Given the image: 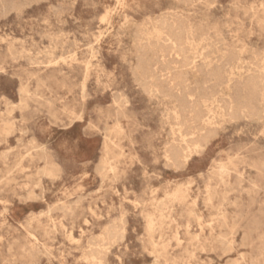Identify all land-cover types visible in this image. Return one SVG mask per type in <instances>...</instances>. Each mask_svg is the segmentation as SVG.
Here are the masks:
<instances>
[{
	"label": "rangeland",
	"instance_id": "374dc122",
	"mask_svg": "<svg viewBox=\"0 0 264 264\" xmlns=\"http://www.w3.org/2000/svg\"><path fill=\"white\" fill-rule=\"evenodd\" d=\"M0 1V264H264V0ZM173 11L189 17L194 29L184 53L180 47L172 53L152 30ZM252 95L256 110L227 116L230 106ZM196 112L212 119L211 139L177 160L173 153L185 148L183 140L201 133L190 135L188 117Z\"/></svg>",
	"mask_w": 264,
	"mask_h": 264
},
{
	"label": "bare ground",
	"instance_id": "6f19581e",
	"mask_svg": "<svg viewBox=\"0 0 264 264\" xmlns=\"http://www.w3.org/2000/svg\"><path fill=\"white\" fill-rule=\"evenodd\" d=\"M121 1H123V0H121ZM187 1H189V0H187ZM187 1H186V2H187ZM193 1H195V0H193ZM202 1H203V0H202ZM205 1H206V0H205ZM0 2H1V1H0ZM175 2H176V1H175ZM3 3H4V2H3ZM29 3H30V2H29ZM32 3H33V2H32ZM189 3H190V2H189ZM189 3H186V4H189ZM258 3H259V2H258ZM35 4H36V3H35ZM73 4H74V3H73ZM169 4H170V3H169ZM184 4H185V3H184ZM199 4H200V3H199ZM260 4H261V3H260ZM263 4H264V2L262 3V5H263ZM26 5H27V4H26ZM29 5H30V4H29ZM195 5H196V3H195ZM213 5H214V4H213ZM2 6H3V5H2ZM50 6H51V5H50ZM116 6H117V4H116ZM119 6H120V5H119ZM168 6H169V5H168ZM169 7H170V6H169ZM184 7H185V6H184ZM190 7H191V6H190ZM251 7H252V6H251ZM251 7H250V9H251ZM253 7H254V6H253ZM261 7H262V6H261ZM52 8H53V6H52ZM119 8H120V7H119ZM172 8H173V7L171 6V9H172ZM237 8H238V6H237ZM262 8H263V7H262ZM54 9H55V8H54ZM166 9H167V8H166ZM166 9H165V10H166ZM169 9H170V8H169ZM169 9H168V10H169ZM241 9H242V8H241ZM243 9H244V8H243ZM252 9H253V8H252ZM20 10H21V9H20ZM172 10H173V9H172ZM247 10H248V9H247ZM242 11H243V10H242ZM245 11H246V10H245ZM245 11H244V12H245ZM3 12H4V11H3ZM106 12H107V11H106ZM106 12H105V13H106ZM121 12H122V11H121ZM165 12H167V11H165ZM173 12H175V13H173V14L167 16V17L165 16L162 20H160V21H159V22L153 27L152 30H157V33H156V34H157V37H158L159 39H164V38H165V42H167V44L169 43L170 46L173 47V48H172V53H173V49H174V48H178V49H179V47L181 48V52L184 53V50H185V49H184L182 46H185V44H186L188 47H190V46L192 45V42H193V40H194V36H195V35L193 36V32H192L191 30H194V29H193V26H192V24H191V22H190V20H189V17L184 16L182 13H179V11H178V12L173 11ZM252 12H254V10H253ZM246 13H247V11H246ZM258 13H259V12H258ZM258 13L256 14V12H255V14H256L257 16L260 15V13H259V14H258ZM159 14H160V13H159ZM107 15H108V14H107ZM253 15H254V14H253ZM253 15H252V16H253ZM261 15H263V14L261 13ZM158 16H159V15H158ZM254 16H255V15H254ZM123 17H124V16H123ZM147 17H148V16H147ZM156 17H157V16H156ZM262 17H263V16H262ZM36 18H37V17H36ZM145 18H146V17H145ZM148 18H149V17H148ZM254 18H255V17H254ZM45 19H46V18H45ZM152 19H153V18H152ZM101 20H102V19H101ZM101 20H100V21H101ZM125 20H126V19H125ZM125 20H124V21H125ZM141 20H142V19H141ZM145 20H146V19H145ZM157 20H158V19H157ZM256 20H257V19H256ZM41 21H42V20H41ZM45 21H46V20H45ZM100 21H99V22H100ZM102 22H103V20H102ZM125 22H126V21H125ZM144 22H145V21H144ZM42 23H43V22H42ZM128 23H129V22H128ZM255 23H256V22H255ZM103 24H104V23H103ZM125 24H126V26H127V23H125ZM131 24H132V23H131ZM133 24H134V23H133ZM256 24H257V23H256ZM258 24H259V23H258ZM129 26H130V24H129ZM49 27H50V26H48V28H49ZM117 27H118V25H117ZM145 27H146V25H145ZM151 27H152V26H151ZM260 27H261V26H260ZM120 28H121V27H120ZM124 28H125V27H124ZM203 28H204V27H203ZM117 29H118V28H117ZM205 29H207V28H205ZM208 29H210V28H208ZM260 29H261V28H260ZM44 30H45V29H44ZM112 30H113V29H112ZM118 30H119V29H118ZM129 30H130V29H129ZM133 30H134V29H133ZM133 30H132V33H133ZM139 30H140V29H139ZM263 30H264V29H263ZM121 31H122V30H121ZM121 31H120V32H121ZM130 31H131V30H130ZM140 31H141V30H140ZM144 31H145V29H144ZM149 31H151V30H149ZM59 32H60V31H59ZM123 32H124V31H123ZM209 32H210V30H209ZM213 32H216V31H213ZM54 33H55V32H54ZM60 33H61V32H60ZM81 33H82V32H81ZM132 33H131V34H132ZM134 33H135V32H134ZM202 33H204V32H202ZM62 34H63V33H62ZM66 34H67V33H66ZM77 34H79V33H77ZM41 35H42V33H41ZM41 35H40V36H41ZM50 35H51V34H50ZM63 35H64V34H63ZM67 35H68V34H67ZM69 35H70V34H69ZM81 35H83V34H81ZM118 35H119V34H118ZM132 35H133V34H132ZM137 35H138V34H137ZM204 35H206V34H204ZM229 35H230V34H229ZM43 36H44V35H43ZM56 36H57V35H56ZM72 36H73V34H72ZM83 36H84V35H83ZM202 36H203V35H202ZM207 36H208V35H206V37H207ZM213 36H214V35H213ZM50 37H51V36H50ZM50 37H49V38H50ZM54 37H55V36H54ZM73 37H74V36H73ZM104 37H105V36H104ZM120 37H121V36H120ZM128 37H129V36H128ZM133 37H134V36H133ZM138 37H139V36H138ZM150 37H151V36H150ZM203 37H204V36H203ZM203 37H202V38H203ZM40 38H41V37H40ZM47 38H48V37H47ZM55 38H56V37H55ZM61 38H62V37H61ZM134 38H135V37H134ZM140 38H141V37H140ZM208 38H209V37H208ZM215 38H217V36H215ZM215 38H214V39H215ZM218 38H219V37H218ZM221 38H223V37H221ZM228 38H229V37H228ZM51 39H52V38H51ZM56 39H57V38H56ZM56 39H55V40H56ZM124 39H125V38H124ZM209 39H210V38H209ZM23 40H24V39H23ZM150 40H151V39H150ZM155 40H156V39H155ZM196 40H197V39H196ZM196 40H195V42H196ZM204 40H205V39H204ZM210 40H211V39H210ZM223 40H224V39H223ZM48 41H49V39H48ZM58 41H59V40H58ZM61 41H62V40H61ZM73 41H74V40H73ZM134 41H135V40H134ZM160 41H162V40H160ZM200 41H201V40H200ZM225 41H226V40H225ZM225 41H223V42H225ZM63 42H64V41H62V43H63ZM99 42H100V41H99ZM132 42H133V41H132ZM136 42H137V40H136ZM152 42H153V41H152ZM202 42H203V40H202ZM207 42H209V41H207ZM215 42H217V41H215ZM223 42H222V43H223ZM54 43H55V42H54ZM92 43H93V42H92ZM153 43H154V42H153ZM204 43H205V42H204ZM204 43H203V44H204ZM19 44H20V43H19ZM51 44H52V42H51ZM66 44H68V43H66ZM66 44H65V42L63 43V45H66ZM71 44H72V43H71ZM146 44H147V43H146ZM160 44H161V43H160ZM197 44H198V42H197ZM199 44H200V43H199ZM199 44H198V45H199ZM48 45H49V44H48ZM90 45H91V43H90ZM135 45H136V44H135ZM144 45H145V44H144ZM149 45H150V44H149ZM156 45H157V44H156ZM165 45H166V44H165ZM193 45H194V44H193ZM195 45H196V44H195ZM209 45H210V44H209ZM209 45H208V47H209ZM214 45H216V44H213V46H214ZM242 45H243V44H242ZM61 46H62V45H61ZM118 46H119V45H118ZM118 46H117V47H118ZM147 46H148V45H147ZM161 46H163V45L161 44ZM168 46H169V45H168ZM168 46H167V47H168ZM205 46H207V45H205ZM211 46H212V45H211ZM211 46H210V47H211ZM97 47H98V46H97ZM125 47H126V46H125ZM158 47H159V46H158ZM188 47H186L187 50H188ZM201 47H202V46H201ZM201 47H200V48H201ZM217 47H218V46H217ZM45 48H46V46H45ZM45 48H44V49H45ZM69 48H70V46H69ZM75 48H76V46H75ZM91 48H92V47H91ZM132 48H133V47H132ZM144 48H145V47H144ZM144 48H143V49H144ZM149 48H150V47H149ZM152 48H153V47H152ZM194 48H195V47H194ZM198 48H199V47L197 46V49H198ZM213 48H214V47H213ZM219 48H221V47H219ZM222 48H223V47H222ZM243 48H245V47H243ZM243 48H242V49H243ZM61 49H62V48H61ZM66 49H67V48H66ZM98 49H99V48H98ZM98 49H96V50H98ZM133 49H134V48H133ZM143 49H142V50H143ZM156 49H157V48H156ZM163 49H164V48H163ZM197 49H196L195 51H199V50H197ZM207 49H208V48H207ZM227 49H228V48H227ZM236 49H237V48H236ZM248 49H250V48H248ZM252 49H254V48L252 47ZM45 50H46V49H45ZM51 50H53V49H51ZM71 50H72V49H71ZM146 50H147V49H146ZM150 50H151V48H150ZM152 50H153V49H152ZM159 50H160V49H159ZM159 50H158V51H159ZM165 50H166V49H165ZM165 50H164V51H165ZM175 50H176V49H175ZM187 50H186V51H187ZM200 50H201V49H200ZM205 50H206V49H205ZM215 50H216V49L214 48V50L211 49L210 51H215ZM230 50H231V49H230ZM237 50H239V49H237ZM237 50H236V51H237ZM240 50H241V49H240ZM245 50H247V49H245ZM245 50H244V51H245ZM65 51H66V50H65ZM84 51H85V50H84ZM86 51H87V50H86ZM133 51H134V50H133ZM168 51H169V49H168ZM170 51H171V50H170ZM191 51H192V50H191ZM218 51H220V50H218ZM241 51H242V50H241ZM46 52H48V51H46ZM46 52H45V53H46ZM90 52H91V50H90ZM123 52H124V51H123ZM148 52H150V51H148ZM151 52H152V51H151ZM192 52H194V51H192ZM204 52H205V51H204ZM207 52H208V50L206 51V53H207ZM237 52H238V51H237ZM66 53H67V52H66ZM68 53H69V52H68ZM72 53L74 54L73 51H72ZM86 53H87V52H86ZM130 53H131V52H130ZM146 53H147V51H146ZM153 53H154V52H153ZM155 53H157V52H155ZM161 53H162V52H160V54H161ZM165 53H166V52H164V54H165ZM168 53H169V52H168ZM168 53H167V55H168ZM170 53H171V52H170ZM172 53H171V54H172ZM187 53H188V52H187ZM206 53H205V54H206ZM215 53H216V52H215ZM222 53H223V52H222ZM225 53H226V52H225ZM225 53H224V54H225ZM246 53H247V52H246ZM251 53H252V52H251ZM262 53H263V52H262ZM46 54H47V53H46ZM69 54H70V53H69ZM82 54H83V53H82ZM150 54H151V53H150ZM157 54L159 55V53H157ZM181 54H182V53H181ZM196 54H197V53H196ZM243 54H244V53H242V55H243ZM83 55H84V54H83ZM87 55H88V54H87ZM154 55H156V54H154ZM167 55H166V56H167ZM197 55H198V54H197ZM200 55H201V54H200ZM218 55H219V54H218ZM226 55H227V53H226ZM262 55H263V54H262ZM64 56H66V55H64ZM93 56H94V54H93ZM140 56H141V55H140ZM144 56H145V54H144L142 57H144ZM159 56H160V55H159ZM161 56H162V55H161ZM206 56H207V55H206ZM210 56H211V55H210ZM215 56H217V54H216ZM220 56H221V55H220ZM224 56H225V55H224ZM224 56H221V57H224ZM74 57H75V56H74ZM94 57H95V56H94ZM132 57H133V56H132ZM132 57H131V58H132ZM147 57H148V56H147ZM154 57H155V56H154ZM175 57H176V56H175ZM175 57H174V58H175ZM182 57L184 58V57H186V56H182ZM208 57H209V56H208ZM58 58H59V57H58ZM69 58H70V57H69ZM126 58H127V57H126ZM152 58H153V57H152ZM158 58H159V57H158ZM163 58H164V57H163ZM171 58H173V57H171ZM190 58H191V56H190ZM194 58H195V57H194ZM211 58H214V59H215L214 56L211 57ZM225 58H226V57H225ZM254 58H255V57H254ZM259 58H260V57H258V59H259ZM66 59H67V58H66ZM74 59H75V58H74ZM74 59H73V60H74ZM176 59H177V58H176ZM187 59H189V58H187ZM197 59H198V58H197ZM204 59L206 60L205 55H204ZM204 59H203V60H204ZM221 59H222V58H221ZM256 59H257V58H256ZM137 60H138V59H137ZM144 60H146V59H144ZM144 60H143V61L141 60V61L144 62ZM148 60H151V59L149 58ZM152 60H153V59H152ZM166 60H167V59H166ZM178 60H179V58H178ZM201 60H202V59H201ZM203 60H202V61H203ZM263 60H264V58L262 59V61H263ZM54 61H55V60H54ZM56 61H57V60H56ZM135 61H136V60H135ZM141 61H139V62H141ZM161 61H163V59H162ZM168 61H169V60H168ZM171 61H172V60H171ZM171 61H169V62H171ZM191 61H192V60H191ZM191 61H189V63H190ZM199 61H200V60H199ZM206 61H207V60H206ZM222 61H223V60H222ZM253 61H254V60H253ZM48 62H49V61H48ZM130 62H131V61H130ZM130 62H129V63H130ZM149 62H150V61H149ZM149 62H148V63H149ZM169 62H167V63H169ZM175 62L177 63V61H175ZM208 62H209V61H208ZM212 62H213V60H212ZM236 62H237V61H236ZM238 62H239V58H238ZM144 63H145V62H144ZM144 63H143V64H144ZM148 63H147V64H148ZM156 63H157V61H156ZM172 63H173V62H172ZM187 63H188V62H187ZM187 63H186V64H187ZM206 63H207V62H206ZM261 63H262V62H261ZM82 64H83V63H82ZM132 64H133V63H132ZM195 64H196V63H195ZM201 64H202V63H201ZM201 64H200V65H201ZM208 64H209V63H208ZM214 64H215V63H214ZM218 64H219V63H218ZM218 64H217V65H218ZM237 64H238V63H237ZM87 65H88V63H87ZM144 65H145V64H144ZM144 65H143V68L145 67ZM172 65L174 66V64H172ZM172 65H171V66H172ZM193 65H194V64H193ZM193 65H192V66H193ZM196 65H198V64H196ZM202 65H205V64H202ZM219 65H220V64H219ZM251 65H252V64H251ZM251 65H250V66H251ZM136 66H137V65H136ZM156 66H157V65H156ZM168 66H169V65H168ZM181 66H182V65H181ZM207 66H208V65H207ZM209 66H210V64H209ZM141 67H142V66H141ZM150 67H151V66H150ZM150 67H149V68H150ZM161 67H162V66H161ZM182 67H184V66H182ZM188 67H189V66H188ZM199 67H200V66H199ZM205 67H206V66H205ZM215 67H216V64H215ZM231 67H232V66H231ZM239 67H240V66H239ZM134 68H135V67H134ZM146 68H147V67H146ZM152 68H153V67H152ZM152 68H150V69L152 70ZM170 68H171V67H170ZM228 68H229V67H228ZM84 69H86V67H85ZM130 69L132 70V68H130ZM139 69H141V68H139ZM150 69H148V70H150ZM206 69H207V67H206ZM229 69H230V68H229ZM229 69H228V72H230ZM257 69H258V68H257ZM262 69H263V68H262ZM155 70H156V68H155ZM210 70H212V68H210ZM231 70H232V69H231ZM235 70H236V69H235ZM248 70H250V69H248ZM253 70H254V68H253ZM166 71H167V70H166ZM172 71H173V69H172ZM237 71H239V70H237ZM240 71H243V70H240ZM88 72H89V71H88ZM100 72H101V71H100ZM131 72H132V71H131ZM142 72H143V71H142ZM167 72H168V71H167ZM170 72H171V71H170ZM174 72H175V71H174ZM174 72H173V73H174ZM182 72H183V71H182ZM212 72H213V71H212ZM244 72H245V71H244ZM135 73H136V72H135ZM152 73H153V72H151L150 74H152ZM165 73H166V72H165ZM168 73H169V72H168ZM176 73L178 74V72H176ZM196 73H197V72H196ZM258 73H260V72H258ZM262 73H263V72H262ZM262 73H261L260 75H262ZM82 74H83V73H82ZM145 74H146V73H145ZM145 74H143V75H145ZM153 74L156 75L155 73H153ZM170 74H172V72H171ZM180 74H181V72H180ZM186 74H187V73H186ZM189 74H190V73H189ZM197 74H198V73H197ZM210 74H211V73H210ZM225 74L227 75V73H225ZM230 74H231V73H230ZM238 74H239V73H238ZM242 74H243V73H242ZM249 74H250V73H249ZM147 75H148V74H147ZM157 75H158V74H157ZM157 75H156V76H157ZM207 75H208V73H207ZM239 75H240V74H239ZM131 76H132V75H131ZM133 76H134V75H133ZM133 76H132V77H133ZM138 76H139V75H138ZM156 76H155V77H156ZM178 76H179V75H178ZM178 76H177V77L175 76V77H176L175 79H178ZM184 76H185V75H184ZM248 76H249V75H248ZM254 76H255V75H254ZM140 77H141V75H140ZM150 77H152V76H150ZM153 77H154V76H153ZM161 77H162V76H161ZM161 77H160V78H161ZM166 77H168V76H166ZM182 77H183V76H182ZM188 77H189V75H188ZM211 77H212V76H211ZM229 77H230V76H229ZM147 78H148V77H147ZM160 78H159V79H160ZM164 78H165V77H164ZM172 78H173V77H172ZM212 78H213V77H212ZM215 78H216V77H215ZM237 78H238V77H237ZM245 78H247V77L245 76ZM263 78H264V77H263ZM136 79H137V78H136ZM136 79H135V80H136ZM142 79H143V78H142ZM142 79H141V80H142ZM145 79H146V78H145ZM173 79H174V78H173ZM180 79H181V78H179V80H180ZM183 79H184V77H183ZM205 79H206V78H205ZM228 79H229V78H228ZM233 79H234V78H233ZM247 79H249V78H247ZM257 79H258V77H257ZM137 80H139V79H137ZM149 80H150V79H149ZM162 80H163V79H162ZM187 80H189V79L187 78ZM187 80H186V81H187ZM243 80H244V79H243ZM258 80H259V79H258ZM142 81H143V80H142ZM157 81H158V80H157ZM163 81H164V80H163ZM195 81H196V80H195ZM214 81H215V80H214ZM214 81H213V82H214ZM216 81H217V80H216ZM241 81H242V80H241ZM262 81H263V80H262ZM150 82H151V81H150ZM150 82H149V84H150ZM153 82H154V81H152V83H153ZM155 82H156V81H155ZM159 82H160V81H159ZM175 82H176V80H175ZM260 82H261V81H260ZM163 83H166V82H163ZM163 83H162V84H163ZM172 83H173V82H172ZM172 83H171V84H172ZM183 83H184V82H183ZM185 83H186V82H185ZM185 83H184V84H185ZM210 83H211V82H210ZM263 83H264V82H263ZM43 84H45V83H43ZM135 84H137V83H135ZM155 84H156V83H155ZM157 84L160 85L158 82H157ZM166 84H167V83H166ZM169 84H170V83H169ZM184 84H183V85H184ZM211 84H213V83H211ZM217 84H218V83H217ZM217 84H216V85H217ZM246 84H247V83H246ZM140 85H141V83H140ZM150 85H151V84H150ZM150 85H149V86H150ZM185 85H186V84H185ZM207 85H208V84H207ZM227 85H228V84H227ZM262 85H263V84H262ZM36 86H37V85H36ZM138 86H139V84H138ZM168 86H170V85H168ZM186 86H187V85H186ZM205 86H206V84H205ZM217 86H218V85H217ZM150 87H152V85H151ZM160 87H161V86H160ZM175 87H176V86H175ZM175 87H174V88H175ZM191 87H193V86H191ZM196 87H197V86H196ZM226 87H228V86H226ZM247 87H248V86H247ZM37 88H38V87H37ZM162 88H163V87H162ZM166 88H168V87H166ZM171 88H172V86L170 87V89H171ZM176 88H178V87H176ZM189 88H190V87L188 86V90H189ZM219 88H220V87H219ZM17 89H18V88H17ZM19 89H20V88H19ZM82 89H83V88H82ZM141 89H143V87H142ZM147 89H148V88H147ZM160 89H161V88H159V90H160ZM163 89H164V88H163ZM247 89H248V88H247ZM84 90H85V89H84ZM155 90H156V89H155ZM166 90H167V89H166ZM166 90H165V91H166ZM185 90H186V89H185ZM188 90H186V91H188ZM197 90H198V89H197ZM197 90H196V91H197ZM220 90H221V89H220ZM249 90H250V89H249ZM24 91L27 92L26 90H24ZM149 91H150V90H149ZM153 91H154V90H153ZM161 91H162V89H161ZM163 91H164V90H163ZM163 91H162V92H163ZM169 91H170V90H169ZM173 91H174V90H173ZM173 91H171V93H172ZM175 91H176V93H177V90H176V89H175ZM178 91H179V89H178ZM222 91H223V90H222ZM222 91H221V92H222ZM18 92H19V90H18ZM150 92H151V91H150ZM150 92H149V94H150ZM155 92H156V91H155ZM27 93H28V92H27ZM27 93H26V94H27ZM81 93H83V91H82ZM85 93H86V92H85ZM147 93H148V92H147ZM169 93H170V92H169ZM173 93H174V92H173ZM181 93H182V92H181ZM195 93H196V92H195ZM223 93H224V91H223ZM260 93H262V92H260ZM118 94H119V93H118ZM144 94H145V93H144ZM159 94H160V91H159ZM183 94H184V93H183ZM193 94H194V93H193ZM23 95H25V94H23ZM160 95H161V94H160ZM164 95H166V94H164ZM164 95H163V96H164ZM179 95H180V93H179ZM219 95H220V94H219ZM222 95H223V94H222ZM243 95H244V94H243ZM18 96H20V95L18 94ZM82 96H83V95H82ZM125 96H126V95H125ZM125 96H124V97H125ZM147 96H149V95H147ZM155 96L157 97L158 95L155 94L154 97H155ZM169 96H170V95H169ZM174 96H175V94H174ZM186 96H187V95H186ZM194 96H195V95H194ZM3 97H4V96H3ZM86 97H87V96H86ZM119 97H121V95H119ZM126 97H127V96H126ZM164 97H165V96H164ZM178 97H179V96H178ZM180 97H181V96H180ZM187 97H189V96H187ZM217 97H218V96H217ZM217 97H216V99H217ZM20 98H21V97H20ZM27 98H28V97H27ZM27 98H26V99H27ZM151 98H153V97H151ZM151 98H150V99H151ZM170 98H171V97H170ZM172 98H173V97H172ZM189 98H191V97H189ZM210 98H211V97H210ZM219 98H221V96H220ZM228 98H229V96H228ZM21 99H23V98H21ZM122 99H123V98H122ZM126 99H127V98H126ZM158 99H159V98H158ZM162 99H163V97H162ZM191 99H192V98H191ZM193 99H194V98H193ZM200 99H201V98H200ZM221 99H223V98H221ZM259 99H260V98H259ZM23 100H25V99H23ZM23 100H22V102H23ZM28 100H30V99H28ZM82 100H83V98H82ZM115 100H117V98H115ZM163 100H164V99H163ZM166 100H167V98H166ZM202 100H203V97H202ZM204 100H205V99H204ZM212 100H213V99H212ZM256 100H257V99H256ZM31 101H32V100H31ZM121 101H122V100H121ZM191 101H192V100H191ZM208 101H209V99H208ZM213 101H214V100H213ZM229 101H230V100H229ZM231 101H232V100H231ZM231 101H230V102H231ZM4 102H5V101H4ZM167 102H168V101H167ZM171 102H173V101H171ZM181 102H183V101H181ZM204 102H205V101H204ZM206 102H207V101H206ZM257 102H258V101H257ZM257 102H256V103H257ZM259 102H261V101H259ZM120 103H121V102H120ZM196 103H197V102H196ZM200 103H201V102H200ZM207 103H208V102H207ZM256 103H255V97H254L253 95H252L251 97H247L246 99H242L241 101H239V102H237V103L235 102L234 105L231 104L232 106H230V108H229V114L227 113V114H228L227 116H230L232 119H234V118L236 119V118L239 117V115L244 114L245 111H247L248 109L256 110V107H255V106H256V105H255ZM262 103H263V101H262ZM262 103H261V104H262ZM10 104H12V103H10ZM22 104H23V103H22ZM169 104H171V103L169 102ZM184 104H185V103H184ZM201 104H202V103H201ZM201 104H200V105H201ZM209 104H210V103H209ZM216 104H218V103H216ZM219 104H220V103H219ZM219 104H218V105H219ZM221 104H222V103H221ZM258 104L260 105V103H258ZM25 105H26V104H25ZM25 105H24V106H25ZM121 105L123 106V103H122ZM126 105H127V104H126ZM128 105H129V104H128ZM179 105H180V104H179ZM179 105H178V106H179ZM188 105H189V104H188ZM206 105H207V104H206ZM206 105H205V106H206ZM218 105H217V106H218ZM263 105H264V104H263ZM263 105H262V106L260 105V106H261L262 108H264ZM22 106H23V105H22ZM24 106H23V107H24ZM39 106H40V105H39ZM122 106H121V107H122ZM161 106H162V105H161ZM170 106H171V105H170ZM182 106H184V105L182 104ZM202 106H203V105H202ZM210 106H212V105H209V107H210ZM220 106H221V105H220ZM227 106H228V105H227ZM8 107H9V106H8ZM16 107H17V109H18V106H16ZM27 107H28V106H27ZM123 107H124V106H123ZM163 107H164V105H163ZM165 107H166V105H165ZM174 107H175V105H174ZM186 107H187V106H186ZM207 107H208V106H207ZM207 107H206V108H207ZM221 107H223V106H221ZM14 108H15V107H14ZM29 108H30V107H29ZM29 108H28V109H29ZM63 108H64V107H63ZM180 108H181V107H180ZM215 108H216V107H215ZM215 108H214V109H215ZM262 108H261V109H262ZM11 109H12V107H11ZM17 109H16V110H17ZM121 109H122V108H121ZM175 109H176V108H175ZM175 109H174V110H175ZM202 109H203V108H202ZM204 109H205V108H204ZM224 109H225V107H224ZM4 110H5V109H4ZM48 110H49V108H48ZM174 110H173V111H174ZM177 110H178V109H177ZM180 110H181V109H180ZM196 110H197V109H196ZM210 110H211V109L208 110L209 115H211V114H210V113H211ZM262 110H263V109H262ZM6 111H7V110H6ZM25 111H26V110H25ZM162 111H163V110H162ZM186 111H187V110H186ZM190 111H191V110H190ZM190 111H189V113H191ZM205 111H206V110H205ZM217 111H218V110H217ZM222 111H223V110H222ZM249 111H250V110H249ZM23 112H24V111H23ZM64 112H65V111H64ZM174 112H175V111H174ZM182 112H183V111H182ZM220 112H221V111H220ZM251 112H252V111H251ZM261 112H262V111H259V116H260V113H261ZM8 113H9V112H8ZM180 113H181V112H180ZM185 113H186V112H185ZM246 113H247V112H246ZM72 114H73V113H72ZM162 114H163V112H162ZM170 114H171V113H170ZM187 114H188V113H187ZM217 114H218V113H217ZM225 114H226V113H225ZM250 114H251V113H250ZM257 114H258V113H257ZM257 114H256V115H257ZM7 115H9V114H7ZM192 115H193V114H192ZM192 115H191V116H192ZM244 115H245V114H244ZM247 115H248V114H247ZM261 115H262V114H261ZM75 116H76V115H75ZM118 116H119V115H118ZM164 116L166 117V115H164ZM164 116H163V117H164ZM176 116H179V115L177 114ZM176 116H175V117H176ZM188 116H189V115H188ZM215 116H216V114H215ZM245 116H246V115H245ZM72 117H73V116H72ZM173 117H174V116H173ZM205 117H206V118H205ZM211 117H212V115H211ZM261 117H262V116H261ZM77 118H78V117H77ZM171 118H172V117H171ZM176 118H177V117H176ZM178 118H179V117H178ZM178 118H177V119H178ZM224 118H226V117H224ZM240 118H241V116L239 117V119H240ZM250 118H251V117H250ZM252 118H254V117H252ZM252 118H251V119H252ZM257 118H258V117H257ZM259 118H260V117H259ZM259 118H258V119H259ZM119 119H120V116H119ZM121 119H122V118H121ZM164 119H165V118H164ZM172 119H173V118H172ZM188 119H190V123H189V124H190V128H189V129H191L190 135H194L195 133H200V132H201V133L199 134V137H198V136H197V137L195 136L196 138L193 137V138H191V139H190V137H189V139H190L189 142L186 141L185 139L183 140L184 143H186V144H185L186 146L184 145L185 148H184V149H181V150H176V151H174V153H173V155H174L173 157H175V159H177V160H178V159L181 160L182 158L186 159L187 157H189L188 155L193 154V153H191L192 151L195 150V151L197 152L200 148H202V146L206 145V144L208 143V141L211 139V132H210L211 130H207V129L210 128V126H211V124H212V122H211L212 119L210 120V117H209L208 115H207V116H206V115H201V113L196 112V113L194 114V116H192L191 118L188 117ZM216 119H217V118H216ZM226 119H230V118L227 117ZM235 119H234V120H235ZM263 119H264V118H263ZM98 120H99V119H98ZM165 120H166V119H165ZM174 120H175V119H174ZM220 120H221V119H220ZM247 120H248V119H247ZM260 120L262 121L261 118H260ZM116 121H117V120H116ZM167 121H168V119H167ZM167 121H166V122H167ZM177 121H178V120H177ZM185 121H186V120H184V122H185ZM217 121H218V120H217ZM245 121H246V118H245ZM255 121H256V120H255ZM257 121H258V120H257ZM7 122H8V121H7ZM100 122H101V121H100ZM179 122H180V121H179ZM184 122H183V123H184ZM188 122H189V121H188ZM213 122H214V121H213ZM220 122H221V121H220ZM223 122H224V119H223ZM227 122H228V121H227ZM229 122H230V121H229ZM232 122H233V121H232ZM235 122H236V121H235ZM2 123H3V121H2ZM21 123H22V122H21ZM117 123H119V122H117ZM174 123H175V122H174ZM177 123H178V122H177ZM180 123H181V122H180ZM185 123H187V122H185ZM214 123H216V122H214ZM218 123H219V122H218ZM8 124H9V123H8ZM11 124H12V123H10V126H11ZM181 124H182V123H181ZM181 124H180V125H181ZM216 124H217V123H216ZM216 124H215V125H216ZM4 125H6V127H7V124H4ZM105 125H106V124H105ZM117 125H118V124H117ZM165 125H166V124H164V126H165ZM227 125H228V124H227ZM119 126H120V124H119ZM218 126H219V125H218ZM8 127H9V126H8ZM8 127H7V128H4V127H3V130H4V129H9ZM94 127H95V126H94ZM117 127H118V126H117ZM165 127H166V126H165ZM169 127H171V126L169 125ZM175 127H176V125H175ZM219 127H220V126H219ZM11 128H12V126H11ZM90 128H91V127H90ZM179 128H180V127H179ZM182 128H184V126H183ZM185 128H186V126H185ZM213 128L215 129L214 126H213ZM257 128H258V127H257ZM95 129H96V128H95ZM95 129H94V130H95ZM106 129H107V127H106ZM118 129H120V128H118ZM118 129H117V130H118ZM122 129H123V128H122ZM173 129H174V128H173ZM180 129H181V128H180ZM214 129H213V131H214ZM223 129H224V128H223ZM9 130H10V129H9ZM97 130H98V129H97ZM174 130H176V129H174ZM177 130H178V127H177ZM177 130H176V131H177ZM182 130H183V129H182ZM255 130H256V129H255ZM4 131H5V130H4ZM107 131H108V129H107ZM111 131H112V130H111ZM172 131H173V130H172ZM260 131H261V130H260ZM105 132H106V131H104V133H105ZM123 132H124V131H123ZM123 132H122V133H123ZM168 132H169V131H168ZM170 132H171V131H170ZM180 132H181V131H179V133H180ZM184 132H185V131H184ZM202 132H203V134H202ZM23 133H24V132H23ZM173 133L175 134V132H173ZM177 133H178V132H177ZM214 133H215V132H214ZM241 133H242V132H241ZM263 133H264V132H263ZM3 134H4V133H3ZM3 134H2V135H3ZM107 134H108V132H107ZM168 134H169V133H168ZM170 134H171V133H170ZM238 134H239V133H238ZM261 134H262V133H261ZM261 134H260V135H261ZM4 135H5V134H4ZM104 135H105V134H104ZM124 135H125V134H124ZM166 135H167V134H166ZM176 135H177V134H176ZM214 135H215V134H214ZM125 136H126V135H125ZM170 136H171V135H170ZM178 136H179V135H178ZM180 136H181V135H180ZM183 136H184V135H183ZM187 136H188V135H187ZM5 137H7V136H5ZM191 137H192V136H191ZM214 137H215V136H214ZM214 137H213V138H214ZM169 138H170V137H169ZM175 138H176V137H175ZM178 138H179V137H178ZM185 138H187V137L185 136ZM252 138H253V137H252ZM33 139H34V138H33ZM108 139H109V137H108ZM166 139H167V138H166ZM254 139H255V138H254ZM30 140H31V139H30ZM31 141L34 142L33 140H31ZM170 141H171V139H170ZM172 141H173V140H172ZM172 141H171V142H172ZM254 141H255V140H254ZM46 142H47V141H46ZM108 142H109V141H108ZM166 142H167V141H166ZM181 142H182V141H181ZM181 142H180L179 144H181ZM187 142H188V143H187ZM111 143H112V142H111ZM104 144H105V143H104ZM167 144H168V143H167ZM172 144H173V143H172ZM175 144H176V143H175ZM35 145H36V144H35ZM35 145H34V146H35ZM165 145H166V144H164V146H165ZM170 145H171V144H170ZM43 146H45V145H43ZM164 146H163V147H164ZM166 146H167V145H166ZM172 146H173V145H172ZM176 146H177V145H176ZM36 147L38 148V146H36ZM36 147H35V148H36ZM104 147H105V146H104ZM179 147L182 148L181 146H179ZM191 147H192L193 149H191ZM205 147H206V146H205ZM25 148H26V147H25ZM37 148H36V149H37ZM44 148H45V147H44ZM166 149L169 150V148H166ZM39 150H40V149H39ZM42 150H43V149H42ZM42 150H41L40 152H42ZM106 150H107V146H106ZM106 150H105V151H106ZM108 150H109V149H108ZM109 151H110V150H109ZM163 151H165V150H163ZM200 151H201V149H200ZM229 151H230V150H229ZM34 152H35V151H34ZM44 153H45V152H44ZM106 153H107V152H106ZM108 153H109V152H108ZM163 154H164V153H163ZM219 154H220V153H219ZM26 155H27V154H26ZM105 155H106V154H105ZM194 155H195V154H194ZM197 155H199V153H198ZM107 156H108V155H107ZM166 156H167V155H166ZM25 157H26V156H25ZM30 157H31V156H30ZM244 157H245V156H244ZM169 158H170V157H169ZM169 158H168L167 161H169ZM242 158H243V157H242ZM166 159H167V158H166ZM240 159H241V158H240ZM247 159L249 160V158H247ZM106 160H107V159H106ZM115 160H116V159H115ZM170 160H171V158H170ZM2 161H3V160H2ZM101 161H103V159L100 160V162H101ZM171 161H172V160H171ZM183 161H184V160H183ZM233 161H234V160H233ZM236 161H237V160H236ZM108 162L110 163L109 160H108ZM252 162H254V161H252ZM256 162H257V161H256ZM263 162H264V161H263ZM263 162H262V163H263ZM98 163H99V162H98ZM109 163H108V164H109ZM163 163H164V162H163ZM172 163H173V162H172ZM172 163H171V164H172ZM222 163H223V162H222ZM222 163H221V164H222ZM239 163H240V162H239ZM242 163H244V161H243ZM242 163H241V164H242ZM106 164H107V163H106ZM108 164H107V165H108ZM164 164H165V163H164ZM171 164H170V165H171ZM173 164H174V163H173ZM173 164H172V165H173ZM218 164H219V163H218ZM221 164H220V165H221ZM223 164H224V163H223ZM231 164H232V162H231ZM253 164H254V163H253ZM7 165H8V164H7ZM19 165H20V163H19ZM56 165H57V164H56ZM56 165H54V167H55ZM103 165H104V164H103ZM109 165H110V164H109ZM186 165H187V164H186ZM244 165H245V164H244ZM261 165H263V164H261ZM51 166H53V165H51ZM51 166H50V167H51ZM95 166H96V165H95ZM167 166H169V165H167ZM216 166H217V165H216ZM224 166H225V165H224ZM226 166H227V164H226ZM15 167H16V166H14V168H15ZM54 167H53V168H54ZM56 167H57V166H56ZM56 167L54 168L55 170H56ZM114 167H116V166H114ZM114 167H113V168H114ZM173 167H174V166H173ZM173 167H172V168H173ZM221 167H222V166H221ZM221 167H220V168H221ZM248 167H250V166H248ZM57 168H58V167H57ZM59 168H60V167H59ZM94 168H95V167H94ZM98 168H99V167H98ZM105 168H106V167H105ZM184 168H185V167H184ZM184 168H183V169H184ZM227 168H228V167H227ZM251 168H252V167H251ZM255 168H257V167H255ZM30 169H31V168H30ZM37 169H38V168H37ZM114 169H115V168H114ZM173 169H175V168H173ZM223 169H225V168L223 167ZM253 169H254V168H253ZM262 169H263V167H262ZM41 170H44V169H41ZM49 170H50V169H49ZM49 170H48V173L50 172ZM216 170H219L218 167H217ZM221 170H222V169H221ZM225 170H227V169H225ZM234 170H235V169H234ZM254 170H256V169H254ZM257 170H258V169H257ZM52 171H53V170H52ZM100 171H101V170H100ZM100 171H99V174H100ZM174 171H175V170H174ZM205 171H206V170H205ZM227 171H228V170H227ZM242 171H243V170H242ZM43 172H44V171H43ZM57 172H58V171H57ZM93 172H94V171H93ZM96 172H98L97 169H96ZM106 172H107V171H106ZM220 172L223 173V171H220ZM255 172H256V171H255ZM257 172H258V171H257ZM10 173H11V172H10ZM50 173H51V172H50ZM50 173H49V174H50ZM52 173H53V172H52ZM113 173H115V170L113 171ZM213 173H215V172L213 171ZM232 173H233V172H232ZM259 173L261 174V177L263 178V184H264V169H263V170H259ZM55 174H56V172H55ZM58 174H59V172H58ZM58 174H57V175H58ZM99 174H98V175H99ZM209 174H210V173H209ZM219 174H220V173H219ZM8 175H9V173H8ZM42 175H43V174H42ZM46 175H47V174H45V176H46ZM51 175H52V174L49 175V178H50ZM57 175H55L54 177H56ZM100 175H101V174H100ZM106 175H108V173H106ZM226 175H227V174H226ZM27 176H28V175H27ZM29 176H30V175H29ZM29 176H28V177H29ZM103 176H105L104 173H103ZM108 176H109V175H108ZM144 176H145V175H144ZM200 176H201V174H200ZM222 176H223V175H222ZM228 176H229V175H228ZM237 176H238V175H237ZM31 177H32V176H31ZM54 177H53V178H54ZM58 177H59V176H58ZM98 177H99V176H98ZM202 177H203V176H202ZM220 177H221V175H220ZM231 177H232V176H231ZM242 177H243V175H242ZM254 177H255V176H254ZM56 178H57V177H56ZM107 178H108V177H107ZM209 178H211V177H209ZM225 178H226V176H225ZM4 179H6V178H4ZM27 179H29V178H27ZM27 179H26V180H27ZM102 179H103V178H102ZM102 179H101V180H102ZM105 179H106V178H105ZM115 179H116V178H115ZM207 179H208V177H207ZM212 179H213V178H212ZM222 179H223V178H222ZM222 179H221V180H222ZM239 179H240V178H239ZM11 180H12V179H10L9 181H11ZM215 180H216V177H215ZM0 181H3V180H0ZM40 181H41V180H40ZM210 181H211V180H210ZM212 181H213V180H212ZM224 181H225V180H224ZM251 181H252V179H251ZM194 182H195V181H194ZM192 183H193V182H192ZM229 183H230V182H229ZM203 184H204V183H203ZM220 184H222V183H220ZM225 184H227V183L225 182ZM237 184H238V183H237ZM188 185H189V184H188ZM206 185H208V184H206ZM228 185L231 186L230 184H228ZM100 186H101V185H100ZM146 186H147V185H146ZM220 186H221V185H220ZM222 186H223V185H222ZM233 186H234V185H233ZM177 187H178V185H177ZM203 187L205 188V186H203ZM208 187H209V186H208ZM208 187H207V188H208ZM210 187H211V186H210ZM225 187H226V186H225ZM213 188H214V187H213ZM215 188H216V186H215ZM217 188H218V187H217ZM100 189H101V188H100ZM175 189H176V188H175ZM187 189H188V188H187ZM197 189H198V188H197ZM231 189H232V186H231ZM176 190H177V189H176ZM179 190H182V189L179 188ZM205 190H206V189H205ZM210 190H212V189H210ZM224 190H225V189H224ZM228 190H229V188H228ZM252 190H253V189H252ZM257 190H258V188H257ZM260 190H261V189H260ZM43 191H44V190H43ZM190 191H191V190H190ZM214 191H215V190H214ZM232 191H233V190H232ZM246 191H249V188H248V190H246ZM246 191H245V192H246ZM254 191H255V190H253V192H254ZM97 192H98V191H97ZM180 192H181V191H180ZM198 192H199V191H198ZM251 192H252V191H251ZM258 192H259V191H258ZM0 193H1V192H0ZM94 193H95V192H94ZM173 193H175V192H173ZM176 193H177V192H176ZM181 193H182V192H181ZM183 193H184V192H183ZM209 193H210V192H209ZM209 193H208V194H209ZM211 193H212V192H211ZM232 193H235V192H231V194H232ZM167 194H168V193H167ZM179 194H180V193L178 192L177 195H179ZM186 194H187V193H186ZM206 194H207V192H206ZM223 194H224V192H223ZM223 194H222V195H223ZM228 194L230 195V193H228ZM248 194H249V193H248ZM175 195H176V194H175ZM181 195H182V194H181ZM181 195H180V196H181ZM215 195H216V194H215ZM215 195H214V196H215ZM224 195L226 196V194H224ZM224 195H223V196H224ZM253 195H254V194H253ZM28 196H30V195H28ZM171 196H172V195H171ZM171 196H170V198H171ZM173 196H174V195H173ZM202 196H204V195H202ZM207 196H208V195H207ZM214 196H212V198H213ZM223 196H222V197H223ZM227 196H228V195H227ZM227 196H226V197H227ZM186 197L189 199V196H188V195H187ZM197 197H198V196H197ZM216 197H217V196H215V198H216ZM218 197H219V196H218ZM249 197H250V196H249ZM177 198H178V197H177ZM208 198H209V197H208ZM215 198H214L213 200H215ZM223 198H224V197H223ZM250 198H251V197H250ZM34 199H35V198H34ZM36 199H37V198H36ZM171 199L173 200V197H172ZM184 199H185V196H184ZM188 199H187V200H188ZM190 199H191V198H190ZM204 199H205V198H204ZM251 199H252V198H251ZM30 200H31V199H30ZM163 200H164V199H163ZM167 200H169V199H167ZM179 200H181V199H179ZM196 200H198V199H196ZM210 200H211V203H213V202H212L213 200H212V199H210ZM27 201H28V200H27ZM176 201H177V200H176ZM181 201H183V200H181ZM185 201H186V199H185ZM207 201H209V200H207ZM167 202H168V201H167ZM203 202H204V201H203ZM209 202H210V201H209ZM209 202H208V203H209ZM215 202H216V201H215ZM234 202H236V201H234ZM161 203H162V202H161ZM170 203H171V204H174L175 202L172 203V201H171ZM179 203H180V202H179ZM179 203H178V204H179ZM185 203H186V202H185ZM185 203H184V204H185ZM196 203H197V202H196ZM204 203H205V202H204ZM250 203H251V201H250ZM58 204H59V203H58ZM129 204H132V203H129ZM163 204H164V203H162V206H163ZM171 204H170V205H171ZM180 204H183V203L181 202ZM192 204H193V201H192ZM192 204H190L189 206L192 207ZM205 204H206V203H205ZM251 204H253V203H251ZM64 205H65V204H64ZM164 205H165V204H164ZM193 205H194V204H193ZM209 205H210V204H209ZM209 205H208V206H209ZM233 205H234V204H233ZM235 205H236V204H235ZM57 206H58V205H57ZM62 206H63V205H62ZM77 206H78V205H77ZM79 206H80V205H79ZM156 206H157V205H156ZM160 206H161V205H160ZM172 206H173V205H172ZM194 206H195V205H194ZM215 206H216L215 208H217V205H215ZM229 206H230V205H229ZM238 206H239V205H238ZM240 207H241V206H240ZM240 207H239V208H240ZM62 208H63V207H62ZM162 208H163V207H161V209H162ZM168 208H169V207H168ZM204 208H205V207H204ZM215 208H213V209H215ZM50 209H51V208H50ZM57 209H58V207H57ZM63 209H65V208H63ZM186 209H187V207H186ZM206 209H207V205H206ZM211 209H212V208H211ZM218 209H219V208H218ZM236 209H237V208H236ZM68 210H69V209H68ZM187 210H189V209H187ZM204 210H205V209H204ZM158 211H159V210H158ZM215 211H216V210H215ZM29 212H30V211H29ZM52 212H53V211H52ZM149 212H150V211H149ZM48 213H49V212H48ZM160 213H162V212H160ZM190 213H192V211H191ZM169 214H170V213H169ZM40 215H41V214H40ZM40 215H39V216H40ZM48 215H49V214H48ZM149 215H150V214H149ZM181 215H182V214H181ZM191 215H193V214H191ZM230 215H231V214H230ZM41 216H42V215H41ZM122 216H124V215H122ZM162 216H163V215H162ZM234 216H235V215H234ZM149 217H150V216H149ZM191 217H192V216H191ZM202 217H203V216H202ZM225 217H226V213H225ZM32 218H33V217H32ZM161 218H163V217H160V219H161ZM189 218H190V217H189ZM214 218H215V217H214ZM222 218H223V217H222ZM236 218H237V217H236ZM142 219H143V218H142ZM147 219H148V217H147ZM150 219H151V217H150ZM160 219H159V220H160ZM212 219H213V217H212ZM225 219H226V218H225ZM225 219H224V220H225ZM122 220H123V218H122ZM159 220H157V221H159ZM161 220H162V219H161ZM161 220H160L159 222H161ZM216 220H217V219H216ZM216 220H214V221H216ZM120 221H121V220H120ZM220 221H221V220H220ZM30 222H32V221H30ZM146 222H147V221H146ZM218 222H219V221H218ZM226 222H227V219H226ZM232 222H233V221H232ZM28 223H29V222H26L27 225H25V226L28 227ZM112 223L114 224V222H112ZM161 223H162V222H161ZM31 224H32V223H31ZM118 224H119V222H118ZM120 224H121V222H120ZM120 224H119V225H120ZM162 224H163V223H162ZM211 224H212V223H211ZM216 224H218V223H216ZM220 224H221V223H220ZM54 225H55V224H54ZM54 225H53V226H54ZM87 225H88V224H87ZM226 225H227V224H226ZM231 225H232V224H231ZM162 226H163V225H162ZM169 226H170V225H169ZM27 227H26V228H27ZM31 227H32V226H31ZM54 227H55V226H54ZM54 227H53V231H54V229H56V228H54ZM150 227H152V226L149 225V228H150ZM210 227H211V226H210ZM221 227L223 228L224 226H222V224H221ZM227 227H228V226H227ZM28 228H30V227H28ZM205 228H206V226H205ZM207 228H208V226H207ZM230 228H231V227H230ZM23 229H24V228H23ZM30 229H32V228H30ZM107 229H108V228H107ZM227 229H228V228H227ZM231 229H232V228H231ZM28 230H29V229H28ZM80 230H81V229H80ZM111 230H112V228H111ZM149 230H150V229H149ZM151 230H152V229H151ZM211 230H213V229H211ZM240 230H241V229H240ZM36 231H37V230H36ZM49 231H51V230H49ZM53 231H51V233H52ZM200 231H201V230H200ZM55 232H57V231H55ZM55 232H54V234H55ZM70 232H71V231H70ZM151 232H152V231H151ZM235 232H236V231H235ZM237 232H238V230H237ZM51 233H49V234H51ZM105 233H106V232H105ZM112 233H113V232H112ZM148 233H149V232H148ZM154 233H155V232H154ZM200 233H201V232H200ZM28 234H29V233H28ZM52 234H53V233H52ZM54 234H53V235H54ZM119 234H121V233L119 232ZM123 234L125 235V233H122V235H123ZM221 234H222V233H221ZM221 234H220V236H221ZM224 234H225V233H223V236H225ZM228 234H229V233H228ZM231 234H233V232H232ZM112 235H113V234H112ZM112 235H111V236H112ZM149 235H150V234H149ZM153 235H154V234H153ZM229 235H230V234H229ZM242 235H245V233L242 234ZM223 236H221V237H222V238H225V237H223ZM226 236H227V233H226ZM230 236H233V235H230ZM230 236H229V237H230ZM234 236H236V235H234ZM71 237H72V235H71ZM89 237H90V236H89ZM97 237H98V236H97ZM109 237H110V236H109ZM151 237H152V236H151ZM198 237H199V236H198ZM221 237H220V238H221ZM244 237H245V236H244ZM247 237H248V236H247ZM31 238H32V237H31ZM99 238H100V236H99ZM103 238H104V237H103ZM107 238H108V237H107ZM111 238H112V237H111ZM116 238H118V236H117ZM152 238H153V237H152ZM226 238H227V237H226ZM231 238H232V237H231ZM71 239H72V238H71ZM101 239H102V238H101ZM124 239H125V238H124ZM159 239H160V238H159ZM205 239H206V238H205ZM217 239H218V237H217ZM246 239H248V238H246ZM112 240H114V238H113ZM150 240H151V239H150ZM192 240H195L194 237H193ZM224 240L226 241V239H224ZM242 240L244 241L245 239L242 238L241 241H242ZM102 241H103V240H102ZM115 241H116V240H115ZM196 241H198V239H196ZM227 241H228V240H227ZM227 241H226V242H227ZM230 241H231V240H230ZM245 241H246V240H245ZM36 242H37V241H36ZM107 242H108V241H107ZM107 242H106V243H107ZM120 242H122V240H121ZM152 242H153V241H152ZM181 242H182V241H181ZM192 242H193V241H192ZM198 242H199V241H198ZM207 242H208V241H207ZM232 242H233V241H232ZM102 243H103V242H102ZM104 243H105V241H104ZM112 243H113V242H112ZM150 243H151V242H150ZM179 243H180V242H179ZM190 243H191V242H190ZM214 243H215V241H214ZM223 243H224V241H223ZM241 243H243V242H241ZM116 244H117V243H116ZM199 244H200V243H199ZM226 244H227V243H226ZM150 245H151V244H150ZM157 245H158V244H157ZM165 245H166V244H165ZM230 245H232V244L230 243ZM233 245H235V244H233ZM233 245H232V246H233ZM246 245H247V241H246ZM9 246H10V245H9ZM98 246H99V245H98ZM98 246H96V247H98ZM101 246H103V245H101ZM191 246H192V244H191ZM199 246H200V245H199ZM228 246H229V244H228ZM159 247H160V246H159ZM166 247L168 248V246H166ZM166 247H164V249H165ZM178 247H179V246H178ZM200 247H201V246H200ZM220 247H221V246H220ZM243 247H244V246H243ZM102 248H103V247H102ZM107 248H108V247H107ZM156 248H157V247H156ZM167 248H166V249H167ZM191 248H193V247H191ZM202 248H203V247H202ZM231 248H232V247H231ZM241 248H242V247H241ZM9 249H10V248H9ZM151 249H152V248H151ZM162 249H163V248H162ZM195 249H196V248H195ZM157 250H158V249H157ZM203 250H204V249H203ZM227 250L232 251V250H230V248L227 249ZM40 251H41V250H40ZM44 251H45V250H44ZM109 251H110V249H109ZM167 251H168V249H167ZM199 251H200V250H199ZM211 251H212V250H211ZM222 251H224V250H223V249L220 250V252H222ZM38 252H39V250H38ZM58 252H59V251H58ZM61 252H62V251H61ZM87 252H88V251H87ZM106 252H108V250H107ZM154 252H155V251H154ZM160 252H161V250H160ZM203 252H204V251H203ZM90 253H91V252H90ZM155 253H156V252H155ZM155 253H154V254H155ZM161 253H162V252H161ZM185 253H186V255H187V252H185ZM43 254H46V253H43ZM83 254H84V253H83ZM148 254H149V253H148ZM162 254H163V253H162ZM205 254H206V253H205ZM32 255H33V254H32ZM46 255H47V254H46ZM88 255H89V254H88ZM156 255H158V254L156 253ZM164 255H165V254H164ZM214 255H215V254H214ZM222 255H223V253H222ZM239 255L242 257L241 254H239ZM248 255H249V254H248ZM47 256H48V255H47ZM153 256H154V255H153ZM162 256H163V255H162ZM190 256H192V255H190ZM240 256H239V257H240ZM45 257H46V256H45ZM93 257H94V256H93ZM48 258H49V257H48ZM90 259H91V258H90ZM117 259H118V258H117ZM85 260H86V259H85ZM88 260H89V259H88ZM93 260H95V259H93ZM153 260H154V259H153ZM208 260H209V259H208ZM91 261H92V260H91ZM95 261H96V260H95ZM99 261H100V260H99ZM165 261H166V260H165ZM232 261H233V260H231V262H232ZM250 261H251V259H250ZM250 261H249V262H250ZM254 261H255V260H254ZM118 262H119V261H118ZM200 262H201V261H200ZM203 262H204V261H203ZM203 262H201V263H203ZM228 262H229V261H228ZM235 262H237V261H235ZM243 262H244V261H243ZM6 263H7V262H6ZM12 263H13V262H12ZM84 263H85V262H84ZM95 263H96V262H95ZM119 263H120V262H119ZM233 263H234V262H233ZM86 264H87V263H86ZM92 264H93V263H92ZM151 264H152V263H151ZM156 264H157V263H156ZM166 264H168V263H166Z\"/></svg>",
	"mask_w": 264,
	"mask_h": 264
}]
</instances>
